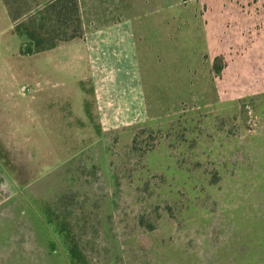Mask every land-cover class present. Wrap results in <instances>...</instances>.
Instances as JSON below:
<instances>
[{"label":"rangeland","instance_id":"obj_1","mask_svg":"<svg viewBox=\"0 0 264 264\" xmlns=\"http://www.w3.org/2000/svg\"><path fill=\"white\" fill-rule=\"evenodd\" d=\"M149 8L118 82L0 32V264H192L202 217L264 215V0Z\"/></svg>","mask_w":264,"mask_h":264},{"label":"crops","instance_id":"obj_2","mask_svg":"<svg viewBox=\"0 0 264 264\" xmlns=\"http://www.w3.org/2000/svg\"><path fill=\"white\" fill-rule=\"evenodd\" d=\"M25 1L0 0L1 33L13 31V27L40 8L44 0H27L26 6L23 4ZM153 1L157 6L165 8L176 5L179 0H78L81 37L61 43L51 50L61 46L77 47L79 53L70 55L71 62L83 66L91 63L93 55H101L98 51L100 40L105 41L104 44L110 48V77L117 82L132 79L131 70L126 67L136 61L138 45L148 42L145 41V35L138 38L139 36L132 34L141 31L132 19L150 13L149 5ZM105 33H110V39ZM66 60L65 58L64 62ZM92 71L90 78L95 79L96 71ZM117 86L118 83L115 89ZM202 220L205 222L196 223L198 239L193 245L192 264H264V215L246 212L240 215L202 217ZM206 223L208 226L204 227Z\"/></svg>","mask_w":264,"mask_h":264},{"label":"trees","instance_id":"obj_3","mask_svg":"<svg viewBox=\"0 0 264 264\" xmlns=\"http://www.w3.org/2000/svg\"><path fill=\"white\" fill-rule=\"evenodd\" d=\"M23 4L26 6L27 0ZM41 4L40 8L35 9L32 14L25 17L24 21L13 27V32L27 47L30 54L51 50L61 43L81 37L82 25L78 0H44ZM61 195L60 200H66V204L62 203L65 208L67 207L64 211L66 218L72 214L71 203L74 202V208L78 204V200H76V195L73 193L71 195L67 194L70 197L63 193ZM59 224H61L59 231L63 234V238L68 237L70 235V222L64 221L59 222ZM59 238L61 239L60 236ZM63 241L70 251L69 261L72 264L82 263L84 259L78 248L70 246V241L64 239ZM77 260H79L78 263H76Z\"/></svg>","mask_w":264,"mask_h":264}]
</instances>
